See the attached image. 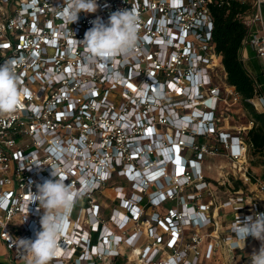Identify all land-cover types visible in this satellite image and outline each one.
Wrapping results in <instances>:
<instances>
[{
    "label": "built area",
    "instance_id": "1",
    "mask_svg": "<svg viewBox=\"0 0 264 264\" xmlns=\"http://www.w3.org/2000/svg\"><path fill=\"white\" fill-rule=\"evenodd\" d=\"M233 1L250 5L238 15L243 45L264 56V0H97L72 24L64 0H0V64L19 62L24 89L19 109L0 116V245L10 262L28 264L19 240L36 239L43 215L31 194L56 179L55 166L84 194L50 264H251L255 238L237 244L234 228L264 213V182L248 168L255 122L231 123L242 97L227 81L212 11ZM125 9L138 17L137 47L94 60L79 43L91 21ZM250 101L264 113V96ZM216 155L232 162V192L204 171Z\"/></svg>",
    "mask_w": 264,
    "mask_h": 264
},
{
    "label": "clouds",
    "instance_id": "2",
    "mask_svg": "<svg viewBox=\"0 0 264 264\" xmlns=\"http://www.w3.org/2000/svg\"><path fill=\"white\" fill-rule=\"evenodd\" d=\"M60 9L65 24H72L78 20L81 12H97L98 4L97 0H64ZM91 23L93 26L85 32L84 39L79 43L84 45L85 51L94 60H114L137 47L139 21L134 11H115L109 16L107 23L100 17ZM18 63L10 60L0 64V116L15 113L22 103L24 89L20 87L16 73ZM51 168V176L56 179H47L43 184H38V192L31 194L30 199V203L39 201V208L43 209L40 219L42 230L36 233L34 241L19 240L29 257L28 264H50L58 255L60 238L68 227L67 218L76 201L84 194L74 186L66 185V178L58 168ZM28 205L29 203L25 205L27 209ZM234 233L237 244L244 245L249 235L262 242L261 248L251 255L250 261L251 264H264V213L255 214V218L247 216L242 223L239 220ZM177 259L173 257L169 264H177Z\"/></svg>",
    "mask_w": 264,
    "mask_h": 264
},
{
    "label": "trees",
    "instance_id": "3",
    "mask_svg": "<svg viewBox=\"0 0 264 264\" xmlns=\"http://www.w3.org/2000/svg\"><path fill=\"white\" fill-rule=\"evenodd\" d=\"M249 9V4L236 1L227 6L213 7L212 11L215 18L214 38L217 49L223 56L227 81L230 85L236 87L242 97V105L255 122L246 135V141L251 146L250 154L264 157V113L256 112L250 101L256 96L255 82L240 58V50L248 30L245 24L238 19V15ZM239 185L240 183L237 182L236 188H239Z\"/></svg>",
    "mask_w": 264,
    "mask_h": 264
},
{
    "label": "rangeland",
    "instance_id": "4",
    "mask_svg": "<svg viewBox=\"0 0 264 264\" xmlns=\"http://www.w3.org/2000/svg\"><path fill=\"white\" fill-rule=\"evenodd\" d=\"M243 122H247L246 115L243 116ZM208 164H211L212 167L209 168ZM248 168L258 177V179L264 182V157L252 156L249 152ZM204 171L206 172L208 178L216 184L218 183V180L220 181L222 185H219V187L223 190V192H226L228 190L232 192V186H234V189H236V184L238 181L233 180L234 175L232 173V162L228 156L216 155L212 156V158H207L204 165ZM247 186L249 188H253L252 184ZM223 192H220V199H218V201H220L221 199V201H224L228 198L229 193ZM219 215L220 217L225 219V221L223 222H229V217L225 218V216L230 215L229 210L224 211V213L222 210H220ZM256 242L257 247H252V250H258L261 247L262 242L259 240H257ZM7 255V251L0 246V264H14L8 260Z\"/></svg>",
    "mask_w": 264,
    "mask_h": 264
},
{
    "label": "crops",
    "instance_id": "5",
    "mask_svg": "<svg viewBox=\"0 0 264 264\" xmlns=\"http://www.w3.org/2000/svg\"><path fill=\"white\" fill-rule=\"evenodd\" d=\"M257 27H258L257 25H254L253 30L256 29ZM240 58L244 64L246 70L248 71L250 76L254 79L256 95L259 94V95L264 96V56H258L254 52L252 47L248 43H245L240 50ZM235 112H236V114H235L234 118L231 119V123H233L235 126H242V125L245 126L251 120L250 115L248 114V112L246 111V109L244 108L243 105L241 107H238V108L236 107ZM256 112H257V110H256ZM245 115H246V120H247L246 123L243 122V116H245ZM209 158H212V157H208V159ZM208 167L211 168L212 165L208 164ZM228 217H229L228 219L230 221V220H232L233 215H229ZM256 241H257V239L249 242V244L245 250V252L247 254H253L254 252L259 251V249L261 247L258 250H252V247H257Z\"/></svg>",
    "mask_w": 264,
    "mask_h": 264
}]
</instances>
